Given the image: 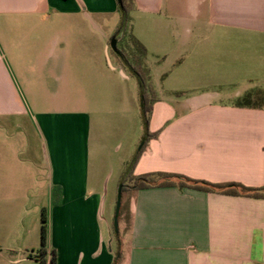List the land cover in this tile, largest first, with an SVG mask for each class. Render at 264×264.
Listing matches in <instances>:
<instances>
[{
  "label": "crops",
  "instance_id": "1",
  "mask_svg": "<svg viewBox=\"0 0 264 264\" xmlns=\"http://www.w3.org/2000/svg\"><path fill=\"white\" fill-rule=\"evenodd\" d=\"M135 5L131 31L157 93L149 130L159 136L147 144L134 135L135 76L110 54L113 35L124 48L118 0H0V221L44 190L35 215L47 209L56 264H264V199L178 187L126 193L113 246L116 194L142 149L136 176L264 188V108L235 106L264 90V0ZM33 135L45 144L44 175Z\"/></svg>",
  "mask_w": 264,
  "mask_h": 264
},
{
  "label": "trees",
  "instance_id": "2",
  "mask_svg": "<svg viewBox=\"0 0 264 264\" xmlns=\"http://www.w3.org/2000/svg\"><path fill=\"white\" fill-rule=\"evenodd\" d=\"M119 11L121 13V23L118 31L115 34L119 36L123 33V39L127 41L124 48H119L120 57L128 64L133 75L138 80L140 86L141 106H142V122L145 129L143 141L147 144L151 139L159 136V132L151 133L149 130L150 117L153 112V105L157 101V93L151 82L150 72L144 65V58L147 56L146 48L133 36L131 31V13L135 10V0H121ZM130 33V34H129ZM131 44V46L129 45ZM236 107L263 109L264 108V90L255 88L248 91L245 95L238 98L235 102ZM143 149L139 151L133 159L127 163L121 178L123 185L122 207L120 211L121 219L124 213L123 199L128 192H138L140 190L154 187H178L180 189H194L208 193H217L229 196H245L257 199H264V188H251L242 184H213L203 180H195L183 175L169 173H150L145 175H134V167L138 162ZM62 190L60 187H55L53 190V204L58 206L61 204ZM42 228H41V248L40 252L44 257L48 252V218L47 209L41 211ZM118 244L120 245V235L117 234ZM29 259L38 260L37 257L30 255ZM57 263L56 251H52L50 264ZM119 259L114 264H118ZM41 264H46L42 260Z\"/></svg>",
  "mask_w": 264,
  "mask_h": 264
},
{
  "label": "rangeland",
  "instance_id": "3",
  "mask_svg": "<svg viewBox=\"0 0 264 264\" xmlns=\"http://www.w3.org/2000/svg\"><path fill=\"white\" fill-rule=\"evenodd\" d=\"M118 20L119 25L121 23V13L118 15L117 19H113V23ZM130 34V33H129ZM115 36L111 37L110 43L114 42ZM123 46L127 43L123 38L121 40ZM131 46V44L129 43ZM115 50L113 48L110 50V54L112 59L115 62ZM116 63V62H115ZM129 87L133 92L134 102H132L133 109L135 110L136 117H135V129L134 135L136 136L142 131L145 134L144 125L140 127V118L142 116V106H141V95H140V86L137 79L132 77L131 81H129ZM230 97V96H229ZM228 95L225 96L223 99L224 101H228ZM130 102V101H129ZM131 103V102H130ZM130 105V104H129ZM140 114V115H139ZM18 141L22 145H26V136L24 133L19 134ZM35 139L33 135V140ZM35 142V143H34ZM33 144L36 148V156L38 159V163L40 165V174H46V149L45 144L41 140L40 137L34 140ZM143 141L138 145L137 150L141 148ZM25 153L22 154V158H25ZM9 163H16L17 158H8ZM15 174V171L13 172ZM41 185V184H40ZM118 194H116V198ZM126 201V200H125ZM48 203V197L44 190H40L38 194L35 192L28 194H24L21 199L17 202L16 205L11 206L8 208V215H7V222L5 225L0 221V264H41L42 260H45L46 264L51 260L52 253L48 251L47 254L43 257L40 248H41V228H42V218H41V211L36 213L35 207L36 205L43 204L45 207ZM126 203V202H125ZM12 204V203H11ZM10 204V205H11ZM8 205V207L10 206ZM116 205L114 207L113 215L111 218L112 222V230H111V237L113 239V246L116 245L117 233L114 227V218L116 212ZM48 225V224H47ZM119 231V234L120 235ZM48 248V246H47ZM54 249V248H52ZM56 250V249H54ZM57 254V250H56ZM30 255L37 257L36 260L29 261L28 258ZM21 259H23L21 263ZM28 260V261H27Z\"/></svg>",
  "mask_w": 264,
  "mask_h": 264
},
{
  "label": "water",
  "instance_id": "4",
  "mask_svg": "<svg viewBox=\"0 0 264 264\" xmlns=\"http://www.w3.org/2000/svg\"><path fill=\"white\" fill-rule=\"evenodd\" d=\"M119 4H122L121 0H118ZM117 44V38H114V42L112 43V48L113 50H115L117 53H120L117 50L116 47ZM123 185H120L119 190H118V197H117V206H116V212H115V218H114V227H115V231L117 234H119V216H120V211H121V207H122V198H123Z\"/></svg>",
  "mask_w": 264,
  "mask_h": 264
}]
</instances>
